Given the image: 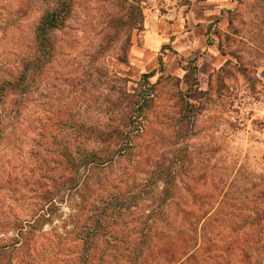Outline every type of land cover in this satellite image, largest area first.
I'll list each match as a JSON object with an SVG mask.
<instances>
[{
	"label": "rangeland",
	"instance_id": "obj_1",
	"mask_svg": "<svg viewBox=\"0 0 264 264\" xmlns=\"http://www.w3.org/2000/svg\"><path fill=\"white\" fill-rule=\"evenodd\" d=\"M137 1L74 0L66 25L52 32L53 60L22 100L9 98V108L20 110L0 124V264H72L77 258L80 239L72 223L78 198L71 199L70 185L63 187L51 210L42 192L62 173L60 145L74 152L96 148L78 135L77 125L110 127L128 101L126 92L143 73L163 67L157 59L146 65L135 59L133 50L143 46L151 24L183 61L169 53L168 72L148 79L154 106L145 113V129L133 138L131 152L100 171L98 201L142 181L175 151L187 157L153 226V251L137 263L128 256L143 245L144 231L133 227H142L148 201L138 214L109 213L107 238L92 264H178L186 237L196 255L182 264H264V217L256 226L248 219L253 201L264 199V0H139L143 23L130 32L116 20ZM54 6V0H0V77L17 75L34 57L36 27ZM190 57H197V73ZM185 101L192 103V124L179 140L175 129ZM45 212L49 219L36 221Z\"/></svg>",
	"mask_w": 264,
	"mask_h": 264
},
{
	"label": "trees",
	"instance_id": "obj_2",
	"mask_svg": "<svg viewBox=\"0 0 264 264\" xmlns=\"http://www.w3.org/2000/svg\"><path fill=\"white\" fill-rule=\"evenodd\" d=\"M54 1V8L42 17L36 27V53L34 57L23 64L17 75L0 77V124L13 119L14 114L20 110L19 106L17 107L19 109L9 108V98L20 96L21 98L18 99L22 100L26 93L30 91L37 77L44 72L48 63L54 58L55 46L52 32L66 25L74 9V0ZM138 3H140L139 0L137 4L130 7V14L126 18L116 20L117 25L120 21L121 25L127 27L130 32L135 28L141 29L143 11ZM130 32L125 39L127 48L126 57L123 59L127 64L129 63V51L131 48ZM188 62L192 64L193 71L197 73L196 59ZM155 73V70L143 73L142 80L138 82L137 86L131 87L126 92L128 101H125L123 109H120L121 113L110 127L99 128L87 126L86 124L77 125L78 135L83 139L94 140L97 143L96 148L87 149L82 147L74 152L68 145H60L58 153L62 159L59 163L62 173L54 185L43 190L41 198L44 200L46 207L52 210L53 207H56V197L60 190L68 185H70L71 199L74 197L78 198L77 209H75L76 216H74L72 223V232L78 235L80 246L77 258L72 264H92L100 249L99 242L104 237L107 238V231L104 227L110 218H114L117 215L121 216L124 211L128 210L138 214L141 205L148 201L149 204L144 208L147 213L145 215L146 218L143 222L139 221L142 227H138L137 224H134L133 227L138 230L141 228L140 231H144L141 232L139 237L143 245L139 242L137 248L134 247L127 251L133 263H137L139 258H143L147 253L153 251V247L149 244L150 239L154 240V238H157L156 231H153V226L157 220L162 218V210H164L166 205H169V201L174 195L179 169L183 166L187 153L182 152V150L175 151L168 158H164L159 164L150 169L148 175L142 181L135 182L131 187L128 186L126 190H124V187L117 193L101 194L103 201H98L99 194L96 192V186L99 185L98 177L100 171L118 160L127 151L131 152L133 138L138 132L145 129L144 125L142 126L145 113L154 106L153 90L149 86L148 79L154 76ZM185 102L186 104L181 108V115L175 129V136L179 140L188 136L190 125L192 124V116L188 108L192 106V103L189 101ZM159 183L162 184V189L157 190ZM253 203H256L257 207L254 216L251 217L249 215L248 219L251 225L256 226L264 217V199L254 200ZM109 213L110 218H108ZM50 215L51 213L46 212L40 214L36 221L41 223L47 221ZM111 221L113 223L116 222L114 219H111ZM127 225L121 223L120 228ZM261 229H258L257 232L254 229L253 231L257 235L261 232ZM180 239H182L180 245L181 257L178 259V264H182L184 258H192L196 255L191 240L187 237ZM147 242L148 245L146 244Z\"/></svg>",
	"mask_w": 264,
	"mask_h": 264
},
{
	"label": "crops",
	"instance_id": "obj_3",
	"mask_svg": "<svg viewBox=\"0 0 264 264\" xmlns=\"http://www.w3.org/2000/svg\"><path fill=\"white\" fill-rule=\"evenodd\" d=\"M160 27H156L154 24L149 25V28L145 31L146 34L144 35V42L143 46H138L134 48L135 53V59L137 62H141L142 65H146L149 61L148 59L152 60V63L156 64V59L160 62L162 61L163 67L161 69H149L151 71L161 72L164 73L167 71V69L164 67V60L167 56H169V53H172L173 55L177 56V63L179 64L182 62V55L179 51H177L174 48L170 47V42L167 41V35H165L164 31L162 29H159ZM162 31V32H160ZM205 34V33H204ZM201 34V35H204ZM210 37V33L207 32V38ZM196 59L197 57H190L187 59L188 61Z\"/></svg>",
	"mask_w": 264,
	"mask_h": 264
}]
</instances>
